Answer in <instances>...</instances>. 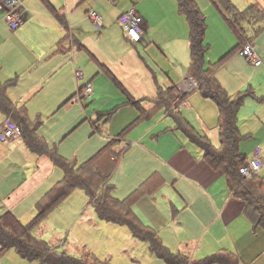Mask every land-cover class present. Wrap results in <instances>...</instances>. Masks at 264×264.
I'll return each instance as SVG.
<instances>
[{"label":"crops","instance_id":"obj_1","mask_svg":"<svg viewBox=\"0 0 264 264\" xmlns=\"http://www.w3.org/2000/svg\"><path fill=\"white\" fill-rule=\"evenodd\" d=\"M47 1L57 13L52 11L44 0H24L27 16L24 24L16 31L11 30L5 20V13L0 11L4 17L3 22L0 15V36L4 32L8 34L7 39H0V80L1 82H7L16 78L17 84L8 90V97L12 100L15 107L20 108L25 106L28 112L27 103L31 99L57 102L53 106H49V113L52 112L49 116L54 119L64 117V120H67L65 133H69V136H71L80 127H85L86 129V135H84L83 141L79 143L76 149L77 154H83V156L87 157L83 161L78 162L76 160L79 164H82L100 151L109 140L116 138L117 134L123 128L129 126L138 115V111L128 102L125 94L112 82L111 77H113L135 100L140 101L143 118L150 119L151 121L146 131L131 138L130 141L122 140V143L116 148L117 152L122 151L123 155L125 154L123 160L131 156L132 161L130 176L129 170L127 173L125 172L130 177V184H123L126 192L123 196H116L118 188L113 183L112 176L111 183L115 186L114 196L120 200L125 199L131 192L154 175L157 184L160 181L162 182L163 179L167 185H171L172 183L174 186L178 196L172 190L174 197L171 199V203L177 209H183L184 212H187V215L184 213V217H179V220L185 226H178L179 230H187V236H190L193 230L198 229L200 235L201 233L205 235L212 231L214 224L216 230H225V228L229 230L230 225H234L239 217L245 216L243 213V203L228 188L224 174L220 171H215L207 164L204 158V151L194 144L181 130L177 129L175 119L171 115V111L177 112L199 134L208 137L215 147H219V112L217 106L212 100L201 95L198 81L190 74V49L188 70L179 73L178 79H174L165 69L163 70L167 73L168 78L164 75L165 73L158 74V69L153 63V57L158 58V52H162L159 49L161 48L159 41L154 37L155 29L163 21L162 17L164 14L162 10H159L161 4H158L156 7L145 6L146 0L137 2L134 0ZM169 1L171 7H167V4L161 5L164 7V11L168 17V27L172 26L173 16L176 17V27H181L183 23L189 27L186 17L180 12L178 0H176L177 3L175 0ZM210 1L214 5L212 0ZM215 1L220 3V5L222 4V0ZM229 2L239 11H244L251 5L257 4L260 8L259 10L264 12V0H229ZM172 4L176 8L178 7L180 15H175L177 11L175 12ZM214 6L235 35L237 46L239 42L237 35L226 21L219 7ZM224 6L226 5L224 4ZM131 8H136L144 18L143 40L140 43L129 41L124 29L119 24L121 14ZM93 10L102 16L103 26L101 28L96 27L88 16L89 12ZM114 15L116 16L115 19H113ZM251 20L252 18H250ZM243 27L247 41L245 45L251 43L255 45V38L261 34L259 40H257L259 47L256 52L258 57L264 61V15L260 21L246 22ZM174 30L172 28L170 31L175 32ZM231 50L227 51L220 59L231 52ZM239 54L244 57L241 52ZM215 63L209 60V62L207 61V67ZM247 64L244 62L243 69L233 73L241 75L246 70L252 69L257 72L254 79H250L249 81L255 82V78L257 77L260 79L264 78V63L260 67H256L252 63ZM223 68L224 65L214 74V77L220 84L222 83V78L225 79ZM79 70L83 74V79H76L78 81L75 82L74 73ZM19 78L20 80H18ZM87 82H92L94 86L91 101L99 102L106 100V106L100 111H96L90 118L88 116L89 113L87 111L83 112L78 105L63 108L64 103L72 102L71 104H73V101L78 102L77 99L82 97V87ZM262 82L264 84V80ZM80 84L81 86H79ZM259 84L261 86V80ZM245 86L244 83L232 92L222 85L231 96H235L241 91H246L244 90ZM173 87L178 88L179 95L184 99L173 103L171 111H167L163 107L157 108L154 100L160 91H166ZM111 89H115L116 94L109 97ZM146 104L151 107H146ZM57 105L58 107L54 111ZM247 110H249L248 114H246ZM102 112H106L104 120L100 118V113ZM36 114L44 116V113L40 109L36 110ZM0 115L1 131L8 118L1 112ZM117 119L121 122V127L118 129L119 131H114ZM103 122H105L104 126ZM238 127L240 134L247 137L240 144V152L248 159V156L253 154L252 150L257 148L264 158V101L256 104L246 99L238 114ZM40 131L39 129V137L45 140L49 147H57L56 143L50 146L52 136L48 135L47 132ZM114 132V138H111ZM89 134L96 136L97 140L95 138H88ZM21 139L22 136L2 143H11L12 145L9 150H12L18 145L13 143H18ZM247 139L249 140L246 141ZM83 144L87 145L85 150L82 148ZM91 144H99V147L93 150ZM25 147L26 150H23L25 161L26 159L34 161V169L30 168L29 170L26 162L24 165L26 178L13 188V181L9 180V176L8 178H0V201L2 202L3 210H10L16 216L18 215L17 212L21 203L33 200L36 206L46 193L63 177V172L60 179L59 177L53 179V173L48 177L51 169L44 165V159H48L47 156H39L33 153L26 144ZM6 155L8 153L0 151V165L3 163ZM119 165L122 166L120 163ZM134 168L138 170L134 171ZM133 174L134 178H136L135 182L131 181ZM258 178L264 184V167ZM49 181H55V183H49ZM152 190L154 189H147L148 192ZM84 200H88L86 205L88 209L86 211L85 208L82 218L85 215H89L92 209L95 212L93 203L87 195ZM155 200L156 196H153L143 199L134 205L133 211L141 222L144 221V217L148 218L149 215H152V218H154L156 215L154 211L157 208ZM144 208L148 210V215L143 213ZM210 208L215 218L208 223V209ZM246 219L250 222L248 223L251 226V221L247 217ZM84 221H88L91 225L96 226L94 221ZM108 224L109 228L120 227L122 229L126 227L114 223ZM40 229L41 227L36 230V233L33 231L34 235L47 242L52 248H57L61 252L64 251L72 255L75 254L74 256L85 260L97 258L90 246L87 249V246H65L66 242L62 240H59L55 244L46 241L40 235ZM257 231L254 228L255 235H257ZM133 238L142 242L135 237ZM196 238H198V234L195 235ZM183 240L188 243L195 241L187 238ZM202 241L203 239L201 243ZM163 242L169 246L165 240ZM141 247L126 246V249L123 251L125 254L124 258L130 259L132 261L130 264H139L138 256L145 254L151 259V264H166L150 251L149 245L143 246L141 253H138ZM132 248L135 249L129 252V249ZM167 248L173 253L185 254L189 258L197 260L194 258L189 246L179 248L176 251L169 247ZM97 259L100 260L99 258Z\"/></svg>","mask_w":264,"mask_h":264},{"label":"trees","instance_id":"obj_2","mask_svg":"<svg viewBox=\"0 0 264 264\" xmlns=\"http://www.w3.org/2000/svg\"><path fill=\"white\" fill-rule=\"evenodd\" d=\"M225 1L222 0L220 5V3L212 0L214 5L218 6L223 13L239 42L231 52L217 63L207 67L206 55L209 45L206 43L208 28L206 16L196 0H178L180 12L186 17L190 27V74L198 81L201 95L212 100L217 106L220 146L215 147L208 137L199 134L177 112L171 111L173 103L184 99L179 95L177 87L166 91L161 90L154 101L157 108L163 107L167 111H171L177 129L181 130L204 151L205 161L211 168L224 174L228 188L243 203V213L251 221L253 228L264 229V184L258 177L247 181L241 175V168L247 158L240 152V144L247 137L240 134L238 114L245 100L253 96V93L246 90L231 96L214 77L215 72L230 57L241 52L245 46L247 41L243 25L246 22L260 21L264 12L259 10L257 4L251 5L244 11H239L229 0L226 3ZM44 2L52 11L57 13L47 0ZM250 18H252L251 21ZM111 80L125 94L131 105L142 110L140 101L135 100L113 77ZM16 84V78L4 83L0 80V112L22 125V138L29 150L39 156H47L55 167L62 170L63 177L36 204L37 213L30 222L23 223L10 210L0 214V256L8 250L15 249L23 259L38 261L42 264H110L107 261L101 262L97 258L92 259L93 262H88L67 252H61L37 238L33 233L34 229L75 190H82L93 203L100 220L128 227L133 237L149 245L150 251L166 264L241 263L237 254L227 250H221L197 260H193L185 254L171 252L163 244L158 233L144 225L133 211L134 205L147 189L154 185V175L125 199L120 200L114 196L115 186L111 183V178L117 170L123 154L122 151L117 152L116 148L124 140V134L121 133L116 138L109 140L100 151L82 164L76 160H68L58 153L57 147H49L45 140L39 137L38 130L42 122H32L26 107L16 108L8 97L9 88ZM0 207H2L1 201Z\"/></svg>","mask_w":264,"mask_h":264},{"label":"rangeland","instance_id":"obj_3","mask_svg":"<svg viewBox=\"0 0 264 264\" xmlns=\"http://www.w3.org/2000/svg\"><path fill=\"white\" fill-rule=\"evenodd\" d=\"M134 1L137 2L142 0ZM175 2L177 3L176 0ZM197 2L200 9L204 12L207 21L208 28L206 32V43L210 46V50L208 51L207 55V61L209 62L210 60L212 61V63H215L227 51L233 49L236 46L237 39L210 0H197ZM158 4H167V7H171L169 0H146L144 5L156 7ZM161 5L159 6V10H162V13L164 14V16L162 17V20L164 22L161 21L157 26V29H155L154 31V37L159 41L161 47L159 49L162 52H158V58L153 57V63L158 69V74H164L165 72L163 69H165V71L172 77H174V79H178L179 73L183 72L184 70H188L190 61L189 27L188 25L186 26L185 23H183L181 27H176L177 22L175 20V16H173L172 26L168 27V17L164 11V7ZM172 5L175 12L177 11L175 15H180L178 7L176 8L174 4ZM209 7L210 9H208ZM0 15L2 16L0 17L4 22L3 14L0 13ZM115 18L116 16L114 15L113 19ZM172 28L175 29V32L170 31ZM260 36L261 34L255 38L256 50L259 47L257 40H259ZM7 37V32H4L2 36H0V39H7ZM244 62L245 64H251L245 57L240 56L239 52L230 57L224 64L223 72L225 79L222 78L221 84L224 86V88H228L230 91L234 92L235 89L241 87V85L245 83L246 86L244 90H249L253 93V96H250L247 99L255 102L256 104H260L264 101V84H262L264 78L260 79L259 77H257L255 78V82L249 81L250 79H254V77L256 76L255 74L257 71L252 69L246 70L241 75L233 73L243 69ZM167 73H165L164 75L168 78V76L166 75ZM76 79L77 78L75 77L74 73L75 82L78 81ZM18 80H20V78ZM260 80L261 86L259 84ZM79 86H81V84ZM115 94V89H111L109 97L115 96ZM77 100L78 102L73 101V104H71L72 102L66 104L63 102V108L68 106L75 107L78 105L83 110V112L87 111L89 113L88 116L90 118L96 111H100L106 106V100L93 102L91 101V98L86 97H81ZM54 103L57 102L42 101L39 99L29 100L27 103V107L29 118L32 119L30 120L33 122H42V125L39 128L41 130L40 132H47L48 135L52 136V143L50 146L56 143L58 151L63 157L68 160H77L78 162L85 160L87 158L86 156L76 153V149L79 143L83 141V137L84 135H86L85 127H80L71 136H69V133H65L67 120H64V117L54 119L50 118L49 116L52 113H49V106H53ZM58 105L54 108V111L57 109ZM145 106L148 108L151 107L148 104H146ZM134 107L138 111L136 119L133 120V122L129 126L123 128L117 134L119 135L123 133V138L126 141H130L131 138L146 131V129L148 128V124L151 123L150 119L143 118V110H140L136 106ZM37 109H40L44 113V116H39L38 114L35 115ZM248 113L249 110L246 111V114ZM105 115L106 112L100 113L101 120H104L106 118ZM104 124L105 122H103V126ZM120 127L121 122L117 119V122L114 126V131H119L118 129H120ZM114 135L115 132L111 136V138H114ZM172 135H174V133H172ZM87 137L95 138V140H97L96 136H91L90 134ZM248 140L249 139H247L246 141ZM24 143L25 142L22 138L20 142L13 143L18 144L16 147H14L12 150H9L11 148L10 146L12 145L11 143L0 142V151L8 153V155H6V158L3 160V163L0 165V178H8L9 176V180L11 182L13 181L12 188L19 185L26 178L24 172V165L26 164V162L28 164L29 170L30 168L34 169L35 167L34 161H28V159H26L25 161L23 150H26V147ZM91 145L93 147V150L99 147V144ZM82 148L83 150H85L87 148V145L83 144ZM256 149L257 148H254L252 150V153ZM27 154H29V152H27ZM124 156L125 154L121 156L120 160V164H122V166L119 165L112 178L113 183L118 188L116 193V196L118 197L123 196L124 193H126L123 184H130L129 176L132 157L130 156L128 157V159L123 160ZM251 156L252 154L248 156V159H250ZM44 165H46L47 168L51 169L48 177H50L52 173L53 179L57 177H59L60 179L62 177V171L54 167L49 158L44 159ZM128 170L129 176L126 174ZM137 170L138 169L134 168V171ZM155 180L156 179H154V181ZM131 181H136V178H134V174L133 177H131ZM49 183H55V181H49ZM149 189L154 190L150 192L146 191L140 198L138 203L143 199L156 196V200L154 201L155 204H157V208L154 209L156 215L154 216V218H152V215H149L148 218L144 217V221L142 223L148 227L150 226V228L156 231L162 242L165 240V242L169 245L167 246L163 242L165 246L171 248L174 251L179 248L189 246L190 251L196 259H202L205 256L207 257V255L210 256L212 254L218 253L221 250H227L239 256V258L241 259L240 264H264V229H256L258 231L257 235H255L254 228L252 227V225H249L250 222L246 219L245 216L239 217L234 225H230L229 230H227L226 228L225 230H216L214 228V224L212 227V231L208 232L205 235L201 233V236L199 234L200 232H198V229L193 230L191 232V235L187 236V230L182 231L178 229V226H185V224H183L179 220V217H184V213L185 215H187V212H184L183 209H177L176 207H174V204L171 203V199L174 197L172 194V190L175 192V188L172 183L171 185H167L162 179V182L160 181L159 184L155 182L153 186L149 187ZM85 197L86 195L81 190H75L67 199H65L57 208H55L38 227L34 229L35 233L36 230L41 227V229L39 230L40 235L43 239L52 244H55L59 240H62L63 242H66L65 246H87V249H89L88 246H90L91 250L95 253L96 257L101 260V262L107 261L110 264H130L132 261L130 259L127 260L126 258H124L125 254L123 253V251L126 249V246H142L138 252L141 253V250H143V246L148 245L146 243L135 240L132 237L129 228L127 227H124L122 229L120 227L109 228V224L107 222L98 219L93 209L90 210L91 213L89 215H85L82 218V213L84 212L85 208L86 211L88 209L86 207L88 200H84ZM3 209V206L0 207V214L3 213ZM208 212L209 216L207 222L209 223L214 220L215 216L211 208L208 209ZM17 213V217H19L23 221V223H28L30 220H32L33 216L36 213L35 203H33V200L27 201L26 203H21L19 205ZM143 213L145 215H148L149 212L144 208ZM84 220L94 221L96 226L91 225V223ZM197 234L198 238L195 239V235ZM184 238L193 239L195 241L193 243L184 242ZM202 239L203 241L201 243ZM218 240H220V242H218ZM134 249L135 248L129 249V252L133 251ZM137 259L140 262L139 264L152 263H150L151 259L145 254L138 256ZM86 260L88 262L92 261L91 258ZM0 264L42 263L38 261H29L23 259L15 249H11L0 256Z\"/></svg>","mask_w":264,"mask_h":264},{"label":"built area","instance_id":"obj_4","mask_svg":"<svg viewBox=\"0 0 264 264\" xmlns=\"http://www.w3.org/2000/svg\"><path fill=\"white\" fill-rule=\"evenodd\" d=\"M0 11L5 13V20L11 30H18L25 21L26 10L24 0H0ZM90 20L101 28L103 26L102 16L97 11H90L88 14ZM119 24L124 29L127 38L132 43H140L143 40V24L144 18L136 8H131L121 14ZM242 55L256 67L262 66L263 62L258 57L256 47L253 43L247 44L242 48ZM77 79L82 80L83 74L79 70L75 73ZM94 93L92 82H87L82 87V97L91 98ZM23 134V127L19 122L8 118L3 129L0 131V142H7L10 139H17ZM264 167V158L260 154L259 149L254 150L250 159H247L241 168L242 177L249 181L258 177Z\"/></svg>","mask_w":264,"mask_h":264}]
</instances>
